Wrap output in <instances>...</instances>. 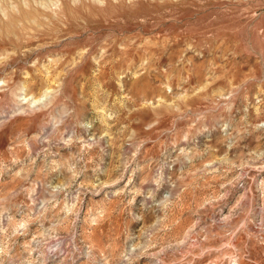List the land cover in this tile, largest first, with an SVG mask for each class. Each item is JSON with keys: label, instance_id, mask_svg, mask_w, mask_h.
Here are the masks:
<instances>
[{"label": "rangeland", "instance_id": "obj_1", "mask_svg": "<svg viewBox=\"0 0 264 264\" xmlns=\"http://www.w3.org/2000/svg\"><path fill=\"white\" fill-rule=\"evenodd\" d=\"M0 264H264V0H0Z\"/></svg>", "mask_w": 264, "mask_h": 264}]
</instances>
